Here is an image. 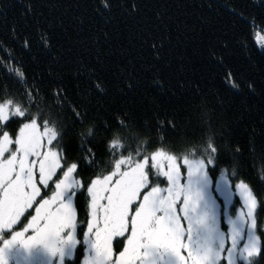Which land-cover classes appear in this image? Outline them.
I'll return each mask as SVG.
<instances>
[{
    "label": "trees",
    "instance_id": "16d2710c",
    "mask_svg": "<svg viewBox=\"0 0 264 264\" xmlns=\"http://www.w3.org/2000/svg\"><path fill=\"white\" fill-rule=\"evenodd\" d=\"M108 2L109 10L101 0H0V97L26 100L32 89L40 97L32 110L63 125L66 158L84 181L112 158L114 136L147 139L153 150L162 135L179 152L211 133L212 177L235 166L230 181L246 182L264 201V0ZM6 66L22 68L26 82ZM88 128L96 166L80 159ZM86 199L75 198L81 221ZM258 212L264 225V206Z\"/></svg>",
    "mask_w": 264,
    "mask_h": 264
},
{
    "label": "snow or ice",
    "instance_id": "6c2138e0",
    "mask_svg": "<svg viewBox=\"0 0 264 264\" xmlns=\"http://www.w3.org/2000/svg\"><path fill=\"white\" fill-rule=\"evenodd\" d=\"M101 5L110 9L108 0ZM6 70L26 82L22 68ZM25 96L0 97V264H264V225L257 223L264 201L246 182L230 183L235 166L221 168L213 186L218 148L211 133L179 152L162 135L153 150L147 139L114 136L107 144L112 158L84 181L78 162L66 158L63 125L32 110L40 99L32 89ZM53 99L64 102L61 93ZM95 134L86 129L79 145L81 161L93 166ZM234 190L243 206L229 214ZM85 195L81 221L74 198Z\"/></svg>",
    "mask_w": 264,
    "mask_h": 264
},
{
    "label": "rangeland",
    "instance_id": "374dc122",
    "mask_svg": "<svg viewBox=\"0 0 264 264\" xmlns=\"http://www.w3.org/2000/svg\"><path fill=\"white\" fill-rule=\"evenodd\" d=\"M259 39V37H258ZM219 179V177L217 179L213 178V186H215V182ZM230 183H232L230 181ZM215 196L219 197V193H213ZM76 198V197H75ZM75 198H74V204H75ZM217 203L221 205V212L223 211V198L220 197L217 200ZM243 206V202L238 194V192H236L235 190L233 191V196H232V203L229 205V214H234L236 211H238L239 209H241ZM258 211V210H257ZM258 223V222H257ZM221 228L223 230L227 229V225L223 222V216H221ZM258 232H259V228H258Z\"/></svg>",
    "mask_w": 264,
    "mask_h": 264
}]
</instances>
